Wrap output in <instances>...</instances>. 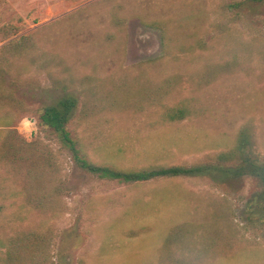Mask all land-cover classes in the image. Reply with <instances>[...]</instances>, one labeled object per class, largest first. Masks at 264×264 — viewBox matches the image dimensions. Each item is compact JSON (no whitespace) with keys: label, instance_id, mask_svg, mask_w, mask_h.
Returning <instances> with one entry per match:
<instances>
[{"label":"rangeland","instance_id":"rangeland-1","mask_svg":"<svg viewBox=\"0 0 264 264\" xmlns=\"http://www.w3.org/2000/svg\"><path fill=\"white\" fill-rule=\"evenodd\" d=\"M100 1L6 0L23 20L14 22L18 36L35 33L45 55L19 61L28 86L15 88L21 102L16 109L0 107V131L12 117L31 148L51 150L56 167L46 173L20 158L13 166L0 163V237L42 233L50 243L46 264H264L259 179L227 168L137 185L102 181L77 166L57 134L38 125L30 133L25 126L28 119L39 123L35 111L68 95L49 88L46 65L54 64L55 75L69 69L80 81L97 64L93 73L105 86L87 104V118H79L81 103L78 122L70 127L89 161L123 171L191 166L229 152L248 124L255 126L256 148L264 156V4L230 9L244 0ZM118 2L126 24L112 42L109 9ZM219 8H225L223 17L239 13L242 19L216 38L212 13ZM159 23L167 26L180 60H162ZM103 98L108 101L100 105ZM180 104L190 116L165 120L166 107ZM112 106L117 110L101 109ZM27 109V119L18 121ZM6 137L0 133V143ZM39 191L47 194L43 209L36 206ZM185 224L189 236L171 243L174 229Z\"/></svg>","mask_w":264,"mask_h":264},{"label":"trees","instance_id":"trees-1","mask_svg":"<svg viewBox=\"0 0 264 264\" xmlns=\"http://www.w3.org/2000/svg\"><path fill=\"white\" fill-rule=\"evenodd\" d=\"M112 0H102L98 4L107 3ZM264 4V0H244L231 5L230 9H237L243 3ZM124 5L120 2L111 6L110 26L114 28V32L107 33V39L114 41L117 34L124 31L126 20L119 16ZM225 8L221 11L214 9L216 23L212 24L211 33L216 34V38H221L223 34L229 31L230 24L236 20H240L241 15L238 13L236 17L226 18ZM12 9L8 8L6 0H0V43H4L0 49V107L11 110L16 109L21 102L15 96V88H25L20 77L19 61L34 55L35 62L41 60L45 55L44 48L38 43L35 33L28 36H18L21 29L14 22L21 23L23 20L20 16L12 15ZM10 16L9 20L6 18ZM161 33L163 55L162 60L173 62L180 60L179 56H175L173 48L169 44V30L167 26L159 23L155 27ZM41 31V30H39ZM167 41V42H166ZM121 46H116L115 51L118 52ZM199 49H207L208 46L199 44ZM173 50V51H172ZM57 63V61H56ZM51 65V64H50ZM46 65V72L49 88L68 93L67 96L60 99L57 103L51 106H42L35 113L38 115L39 123L36 126L49 129L57 134L64 149L68 151L77 166L87 175L97 178L102 181L116 182L123 185H137L139 183H148L152 181L178 178L182 176H199L203 177L207 172H223L227 168H233L236 175L242 178H257L264 185V156L256 148V128L253 124H248L242 127L239 131L238 140L233 149L229 152H224L216 156H212L204 161L195 163L191 166H159L151 167L137 171L117 170L104 164H96L87 159L80 148V143L77 138H73L70 127L78 121V111L81 103V115L79 118H87L90 107L87 106L91 102L94 95H100L105 86L104 80L95 76V71L98 70L97 64L92 67V74H85L86 77L77 81L69 69H66L59 75L53 72V65ZM9 78L10 81L7 79ZM93 85L90 89H86L88 85ZM35 89V88H34ZM75 91V94L69 93ZM108 98H103L99 103L103 105ZM103 111L117 110L112 107H103ZM29 109L20 112L17 120L25 121L24 119ZM190 116V111L187 106L182 104L166 107L164 119L169 122H181ZM78 118V119H79ZM14 119L7 117L1 124L7 130L0 131L7 135L6 139L0 143V163L7 166H13L17 159L20 158L24 164H32V168L45 169L49 173L56 167L54 157L51 156V150L46 148V152H36L31 148L30 143L21 137L18 130L15 129ZM32 151L38 155H33ZM36 205L38 208H45L44 198L47 194L38 192ZM48 205H46V208ZM49 208V207H48ZM2 208L0 207V212ZM189 236L188 224L178 226L170 235L169 241L174 244H182L184 239ZM47 236L39 232L19 231L9 236L0 237V264H46V260L50 259V247ZM79 264H84L80 261Z\"/></svg>","mask_w":264,"mask_h":264},{"label":"built area","instance_id":"built-area-1","mask_svg":"<svg viewBox=\"0 0 264 264\" xmlns=\"http://www.w3.org/2000/svg\"><path fill=\"white\" fill-rule=\"evenodd\" d=\"M25 126H29L31 127V132L30 133H33V131L35 130V127H36V120H26L25 121Z\"/></svg>","mask_w":264,"mask_h":264}]
</instances>
